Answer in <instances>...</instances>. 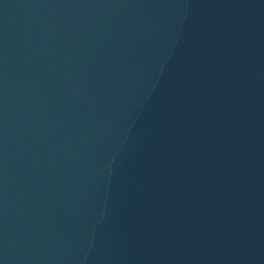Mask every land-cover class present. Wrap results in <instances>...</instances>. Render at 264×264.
<instances>
[{"label": "water", "instance_id": "95a60500", "mask_svg": "<svg viewBox=\"0 0 264 264\" xmlns=\"http://www.w3.org/2000/svg\"><path fill=\"white\" fill-rule=\"evenodd\" d=\"M0 264H264V0H0Z\"/></svg>", "mask_w": 264, "mask_h": 264}]
</instances>
